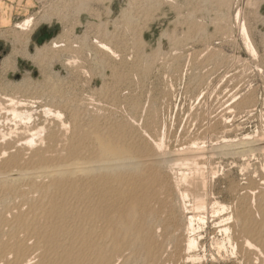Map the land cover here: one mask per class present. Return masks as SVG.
<instances>
[{"label": "rangeland", "instance_id": "rangeland-1", "mask_svg": "<svg viewBox=\"0 0 264 264\" xmlns=\"http://www.w3.org/2000/svg\"><path fill=\"white\" fill-rule=\"evenodd\" d=\"M21 14L7 28L0 25V154L20 135L31 137L37 126L45 130L35 137L34 150H51L53 156L54 151L67 156L83 143L91 150L94 144L87 136L96 129L118 134L125 127L140 135L150 127L156 139L165 138L158 139L164 147L169 143L167 152L181 154L195 145L204 150L201 166L209 187L202 194L209 207L227 208L220 217L233 216L246 201L253 203L259 219L257 197L264 195V0H29ZM28 19H33L29 30L18 28ZM243 24L256 53L246 45ZM22 95L39 98L28 123L35 130L29 133L5 110V98ZM230 143L239 151L229 150ZM20 144L15 150L23 153L26 147ZM40 144L45 147L37 149ZM29 152L24 151L26 158ZM4 211L0 215L12 218ZM208 222L200 234L211 262L209 252L217 253V243L225 237L211 214ZM230 252H224L225 264H240Z\"/></svg>", "mask_w": 264, "mask_h": 264}, {"label": "bare ground", "instance_id": "bare-ground-1", "mask_svg": "<svg viewBox=\"0 0 264 264\" xmlns=\"http://www.w3.org/2000/svg\"><path fill=\"white\" fill-rule=\"evenodd\" d=\"M237 20H240V12ZM32 21L28 19L18 28L27 31ZM242 33L248 49L256 53L245 24ZM101 43L97 44L102 50L111 52V48ZM59 44L52 43L54 47ZM38 99L26 95L5 98L7 113H4L24 123L23 130L33 132L34 125L29 127L28 123L35 118L31 108L39 103ZM57 116L61 117L60 113ZM151 123L150 120L147 124L151 126ZM40 127L37 126L36 133L29 135L31 137L21 136L22 132L19 134L16 130L19 128H14L20 135L19 140L10 143L8 139V149L2 147L0 212L4 209L12 218L5 211L9 220L0 215L2 227L8 229L3 233L4 229L0 228V264H225L223 255L229 249L236 263L264 264V195L257 197L259 219L251 203L246 201L235 215L227 219L220 217L227 208L217 203L209 207L203 198L209 187L205 181V167L201 166L205 162V152L202 154L204 150L194 149L195 144L193 148L184 149L183 146L184 150L177 154L172 150L167 152L169 143L165 148L164 142L156 139L155 133L152 135L150 127L140 135L130 133L125 127L118 128V134H109V131L104 134L96 129L100 132L95 130L87 136L90 140L86 138L94 144L91 150L86 149L88 143L78 140L83 144H77L69 155H58L52 150L56 154L53 156L49 153L51 150H34L37 147L35 137L45 130ZM24 136L28 135L24 133ZM44 142L43 145L47 143ZM17 143L27 149H23V153L16 151ZM40 146L45 147L40 144L37 149H42ZM230 147L232 152L239 151L232 143ZM26 150L31 152L27 158ZM210 214L214 227L225 237L217 243V253L209 252L211 262L200 234L209 223Z\"/></svg>", "mask_w": 264, "mask_h": 264}, {"label": "crops", "instance_id": "crops-1", "mask_svg": "<svg viewBox=\"0 0 264 264\" xmlns=\"http://www.w3.org/2000/svg\"><path fill=\"white\" fill-rule=\"evenodd\" d=\"M28 6L29 0H0L1 27L7 28L9 25H12L15 19L22 17L21 13L26 11Z\"/></svg>", "mask_w": 264, "mask_h": 264}, {"label": "water", "instance_id": "water-1", "mask_svg": "<svg viewBox=\"0 0 264 264\" xmlns=\"http://www.w3.org/2000/svg\"><path fill=\"white\" fill-rule=\"evenodd\" d=\"M1 51H3V48L2 47H0V53H1ZM2 61H3V56L0 54V64L2 63Z\"/></svg>", "mask_w": 264, "mask_h": 264}, {"label": "flooded vegetation", "instance_id": "flooded-vegetation-1", "mask_svg": "<svg viewBox=\"0 0 264 264\" xmlns=\"http://www.w3.org/2000/svg\"><path fill=\"white\" fill-rule=\"evenodd\" d=\"M1 54V53H0ZM2 55V54H1Z\"/></svg>", "mask_w": 264, "mask_h": 264}]
</instances>
